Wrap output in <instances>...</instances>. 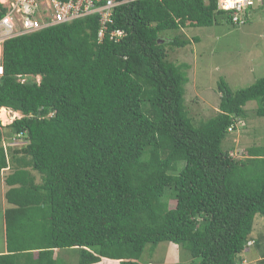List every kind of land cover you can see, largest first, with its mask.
I'll list each match as a JSON object with an SVG mask.
<instances>
[{
	"label": "trees",
	"instance_id": "16d2710c",
	"mask_svg": "<svg viewBox=\"0 0 264 264\" xmlns=\"http://www.w3.org/2000/svg\"><path fill=\"white\" fill-rule=\"evenodd\" d=\"M224 20L245 23L216 0H133L115 9L117 40L99 41L90 15L5 42L0 116L5 107L22 116L0 117V172L9 170L0 264H58L68 248L79 264H142L161 242L188 251L189 264H242L264 216V144L238 158L223 141L245 123L247 102L264 117V76L235 91L221 78L218 112L197 124L185 104L189 65L168 48L191 41L159 42ZM14 136L25 144L9 155Z\"/></svg>",
	"mask_w": 264,
	"mask_h": 264
},
{
	"label": "rangeland",
	"instance_id": "374dc122",
	"mask_svg": "<svg viewBox=\"0 0 264 264\" xmlns=\"http://www.w3.org/2000/svg\"><path fill=\"white\" fill-rule=\"evenodd\" d=\"M176 34L179 38L191 41L184 47L168 48L170 60L177 64L187 63L189 65L185 104L190 117L197 124L218 112L221 96L218 82L221 78H224L235 91L251 85L264 76V5L261 3L256 5L244 24L237 25L224 20L211 26H186L164 32L160 40L165 42ZM256 104L254 100L247 102L245 123L244 121V124L239 123L238 128L231 130L223 141V147L231 149L234 156L238 158H243V152L252 143L264 144V117L256 115ZM6 111L8 120L5 121L0 116L3 125L10 124L14 117L22 116L19 111L18 113L10 112L8 108ZM24 144L25 141L16 136L11 139L5 138L4 141L9 155L14 152V148H20ZM8 171L0 172V251H4L6 247L4 209L7 202L4 197L3 179ZM175 204L174 200H170L171 208ZM252 236L253 241L247 245L244 253L240 254L246 259V264L257 263L261 260L257 252L263 253L255 246L256 241L264 246V216L259 213L255 216ZM174 248H176V253H171ZM173 254L176 256L173 264H189L192 259L188 251L181 250L171 242H161L157 246L148 244L142 254L141 262L171 264L168 260L172 259ZM57 255L58 264H79V249H61ZM240 255L237 256L238 263L242 259Z\"/></svg>",
	"mask_w": 264,
	"mask_h": 264
},
{
	"label": "built area",
	"instance_id": "2783aa9c",
	"mask_svg": "<svg viewBox=\"0 0 264 264\" xmlns=\"http://www.w3.org/2000/svg\"><path fill=\"white\" fill-rule=\"evenodd\" d=\"M133 0H8L0 1L6 14L0 18V79L4 75V44L13 37L28 34L49 26L70 23L76 19L96 15L99 22L97 39L106 34L117 40L123 36L121 28L113 29L115 9ZM211 2V0H203ZM264 0H216L218 10L232 15L233 22H245L250 9ZM230 130H233L230 128Z\"/></svg>",
	"mask_w": 264,
	"mask_h": 264
},
{
	"label": "crops",
	"instance_id": "0c3cea01",
	"mask_svg": "<svg viewBox=\"0 0 264 264\" xmlns=\"http://www.w3.org/2000/svg\"><path fill=\"white\" fill-rule=\"evenodd\" d=\"M16 112V111H15ZM5 171H7V170H5ZM5 173V172H4ZM3 176V175H2ZM5 178V177H4ZM3 183L5 184V182H4V179H3ZM5 191H6V186H5ZM5 194V193H4ZM5 210V209H4ZM4 222H5V218H4ZM4 232H5V224H4ZM5 250H6V247H5ZM4 250V251H5ZM4 251H0V253L1 252H4ZM176 251V248H174L173 250H171V253H176L175 252ZM257 254H258V258H260L261 259V255H260V253L259 252H257ZM169 255V254H168ZM243 256V255H242ZM241 256V257H242ZM175 259H176V256L173 254L172 255V259L171 260H168L171 264H173V262L175 261ZM259 259V260H260ZM142 263V262H141ZM247 263V261H246V259L244 258V257H242V264H246ZM95 264H120V261L119 260H114V259H108V258H102V260L100 261V262H98V263H95ZM142 264H144V263H142ZM253 264H256L255 262L253 263Z\"/></svg>",
	"mask_w": 264,
	"mask_h": 264
},
{
	"label": "clouds",
	"instance_id": "9594fccd",
	"mask_svg": "<svg viewBox=\"0 0 264 264\" xmlns=\"http://www.w3.org/2000/svg\"><path fill=\"white\" fill-rule=\"evenodd\" d=\"M99 30V29H98ZM21 80L22 81H25L26 80V78H21ZM36 80H37V82H40V80H41V76H37L36 77ZM6 108H8L9 110H10V112L11 111H15V110H13V109H11V108H9V107H6ZM9 115L11 116V113H9ZM14 119H15V117H14ZM250 243V242H249Z\"/></svg>",
	"mask_w": 264,
	"mask_h": 264
},
{
	"label": "water",
	"instance_id": "95a60500",
	"mask_svg": "<svg viewBox=\"0 0 264 264\" xmlns=\"http://www.w3.org/2000/svg\"><path fill=\"white\" fill-rule=\"evenodd\" d=\"M159 42H162V40H159Z\"/></svg>",
	"mask_w": 264,
	"mask_h": 264
},
{
	"label": "bare ground",
	"instance_id": "6f19581e",
	"mask_svg": "<svg viewBox=\"0 0 264 264\" xmlns=\"http://www.w3.org/2000/svg\"><path fill=\"white\" fill-rule=\"evenodd\" d=\"M5 108H6V107H5ZM16 112H17V111H16ZM17 113H18V112H17ZM17 113H16V114H17Z\"/></svg>",
	"mask_w": 264,
	"mask_h": 264
}]
</instances>
